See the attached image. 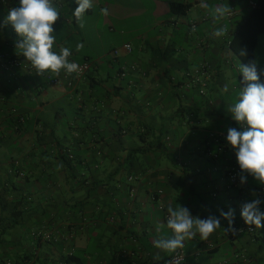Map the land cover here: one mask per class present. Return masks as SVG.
Here are the masks:
<instances>
[{
  "label": "crops",
  "instance_id": "1",
  "mask_svg": "<svg viewBox=\"0 0 264 264\" xmlns=\"http://www.w3.org/2000/svg\"><path fill=\"white\" fill-rule=\"evenodd\" d=\"M52 3L53 51L67 47L69 62L94 66L84 79L38 75L5 23L19 0H0V51L28 66L0 65V264H163L175 251L155 241L173 237L165 215L179 205L221 224L183 242L185 264H264V227L241 216L245 202L264 201V184L251 175L241 184V173L225 189L238 163L228 129L243 130L228 111L243 79L231 42L257 0H92L79 21L76 0ZM227 3L232 15L214 20ZM172 4L192 5L174 13ZM230 209L233 227L255 233H226L220 213ZM38 230L54 241H36Z\"/></svg>",
  "mask_w": 264,
  "mask_h": 264
},
{
  "label": "clouds",
  "instance_id": "2",
  "mask_svg": "<svg viewBox=\"0 0 264 264\" xmlns=\"http://www.w3.org/2000/svg\"><path fill=\"white\" fill-rule=\"evenodd\" d=\"M78 6L74 10V16L79 21L82 14L92 8V0H76ZM203 7H208L202 4ZM107 14V9H101ZM232 9L227 4L217 6L214 10V20L220 21L230 15ZM60 19V13L53 5L52 0H19L18 7H11L5 23H10L20 39L16 42V48L22 50V55L36 69V73L45 76L47 73L59 74L64 69L68 74L78 69L75 62H69L70 50L65 47L59 52L53 51L56 37L53 35V25ZM83 27V24L80 25ZM227 34V27L216 28L213 35L217 38ZM82 48L83 45L77 46ZM257 61H251L247 65L241 64L239 71L243 76V85L239 92V98L229 106L228 111L232 118L239 124L242 122V131L229 128L227 141L235 149L237 162L242 175L241 184L246 183L247 175H251L259 183L264 184V83L260 77L264 72L257 71ZM264 202L259 198L242 205L241 216L246 224L264 227V212L259 205ZM167 226L172 229V238H160L155 241V247L166 252H174L183 247L186 239H192L199 233L201 239H206L221 227L220 219L209 215L205 219L194 217L190 210L179 205L176 208L168 207ZM220 215L228 220L226 233L237 235L238 229L233 227L234 211H221ZM195 226V230L194 229ZM168 264H174L172 260Z\"/></svg>",
  "mask_w": 264,
  "mask_h": 264
},
{
  "label": "built area",
  "instance_id": "3",
  "mask_svg": "<svg viewBox=\"0 0 264 264\" xmlns=\"http://www.w3.org/2000/svg\"><path fill=\"white\" fill-rule=\"evenodd\" d=\"M251 7L255 8L256 4H252ZM231 15H232V13L229 16H231ZM123 49L128 53L132 52V46L130 44L124 45ZM113 54L118 56L120 54V49L114 50ZM75 63L79 66L77 71L72 73V75L75 79H84L90 73V71L92 70V68L94 66V63L90 62V61L82 63V64H80L78 62H75ZM0 65H1L2 69L7 71V72L12 71L16 68L17 69H19V68L27 69L28 68V66L24 65L21 60L14 58V57H12L6 53H3L1 51H0ZM132 68L135 69L134 67H132ZM198 73H200V71H198ZM121 76L122 77L125 76L124 70H122ZM48 79H49L51 85H55V86L60 85L59 79L52 78L50 76L48 77ZM241 87H243L242 84H241ZM22 122H24V118L20 117L18 123H22ZM241 125H242V123H241ZM240 174H241V170H240L238 163H236L232 168H230L229 171H227V182H226V186H225V189L227 191H232L233 189H235L238 186ZM130 180H132V178ZM132 193H133L132 196H134L135 195L134 191H132ZM160 209L163 210L162 207H160ZM167 218H168V213L166 214V219ZM235 228L239 230L237 235H239L243 232H248L250 234L255 233V228L250 227V226L248 227V226H245L243 224L236 226ZM34 237H35V239L41 240L42 242H51L52 241V237H51L50 233L43 232V231H39V232L35 233ZM169 260H172L174 262V264H185L186 260H187V254H186L185 249L184 248L177 249ZM168 261L163 263V264H168ZM234 264H250V261L248 259H246V260L241 259V260L236 261Z\"/></svg>",
  "mask_w": 264,
  "mask_h": 264
},
{
  "label": "trees",
  "instance_id": "4",
  "mask_svg": "<svg viewBox=\"0 0 264 264\" xmlns=\"http://www.w3.org/2000/svg\"><path fill=\"white\" fill-rule=\"evenodd\" d=\"M191 5L192 4H180V5L172 4L170 9L174 13H186L187 11L190 10ZM263 35H264V0H257L256 7L253 8L250 11V13L247 15L244 23L241 25L238 33L236 34V36L231 42L232 51L238 57V59L243 65H247L251 61H254V60L257 61L256 52L259 46L260 38ZM257 71L262 72L259 65H257ZM260 81L264 83V75L260 77ZM15 117L17 118L16 121L19 122V118L22 116L16 114ZM131 188H132L131 190H134L133 187ZM160 207L163 208L162 210L163 212L166 211L164 206H160ZM262 212H264V210ZM165 218H166V215H165ZM39 231H43V230H38L32 233V237L34 239H35L34 234ZM43 232H47V231H43ZM50 235L52 237V241L43 242V243H52L54 241V237L52 236V234ZM36 241L42 242L41 240H38V239H36Z\"/></svg>",
  "mask_w": 264,
  "mask_h": 264
},
{
  "label": "rangeland",
  "instance_id": "5",
  "mask_svg": "<svg viewBox=\"0 0 264 264\" xmlns=\"http://www.w3.org/2000/svg\"><path fill=\"white\" fill-rule=\"evenodd\" d=\"M110 40H111V38L109 40L104 39V43L107 45V44H109ZM257 60H258V63L260 64L262 70L264 71V36H262L260 38V41H259V46H258V50H257Z\"/></svg>",
  "mask_w": 264,
  "mask_h": 264
}]
</instances>
